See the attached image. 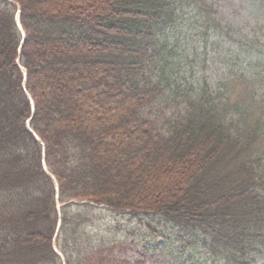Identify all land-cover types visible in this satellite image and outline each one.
<instances>
[{"label":"trees","instance_id":"obj_1","mask_svg":"<svg viewBox=\"0 0 264 264\" xmlns=\"http://www.w3.org/2000/svg\"><path fill=\"white\" fill-rule=\"evenodd\" d=\"M7 1L0 0V264H63L52 243L57 204L55 246L66 264L71 200L148 229L154 222L166 243L163 229L183 234L191 241L184 264H264V52L253 64L222 42L239 36L245 19L227 6L221 15L214 0ZM181 30L196 32L197 57L217 40L232 49L218 79L204 74L203 62L196 82H173L179 56L168 36ZM57 59L70 66L53 70L61 83L47 94L39 81L45 62ZM28 117L59 194L41 170Z\"/></svg>","mask_w":264,"mask_h":264},{"label":"rangeland","instance_id":"obj_2","mask_svg":"<svg viewBox=\"0 0 264 264\" xmlns=\"http://www.w3.org/2000/svg\"><path fill=\"white\" fill-rule=\"evenodd\" d=\"M239 1L234 5V0H214V6L219 9L221 15L226 12L227 6L238 15L236 17L245 19L242 22L244 28L241 23H239L240 28H236V31L240 33L239 36L235 34L231 36L232 33L230 32L222 42L239 47L242 53H246L252 58L253 64L255 61L261 62V54L264 52V3L262 2L263 4L259 3L261 5H258V3H252L255 0ZM6 3L8 2L6 1ZM244 13L247 15H244ZM248 32L249 34L246 35ZM195 33V31L181 30L176 35L177 39L173 35L168 36L170 41L175 44L174 58L177 60L179 56L173 82L180 86L184 85L185 81L183 80L196 82L194 79L201 74V63L203 62L204 69H206L204 74L211 76L213 81L218 79V63L225 55H232V49L228 48L226 50V47H223L222 44L221 46L217 45L219 42L217 40L215 44L209 43L207 45L203 57H197L198 54L201 55L202 50L196 42ZM70 59L68 60L70 61ZM233 59L234 57L231 56L228 62ZM68 60L64 59L61 61V59H57L48 63L45 62L43 71L46 72L45 75L47 76L41 78L39 82L47 83V90H45L47 94L58 92L61 78L54 74L53 70L58 65L68 69L70 66ZM224 61H227L226 57ZM35 69L36 66H32V70ZM50 70L52 73H48ZM100 81L101 79L98 80V82ZM75 101H78L77 97ZM86 109L88 111L90 109V105L87 102L83 103L79 113L83 114ZM62 116H65L64 112H62ZM22 121L26 130L34 137L35 144L43 149L41 170L49 173V165L44 161L43 157L45 151L44 143L32 131L29 125V117L22 119ZM57 186L58 183L55 180V189ZM57 192L59 194L58 189ZM69 203L73 205L67 209V215L73 221V226L70 227L68 237L62 236L67 241L65 242L64 240L67 243V250L60 245L63 253L65 252L67 254L66 257H69L66 264H184L186 256L189 254L187 248H189L191 241L182 237L184 236L183 234L178 236L176 233L169 232L168 228L163 229L164 233L171 236L170 242L166 243L165 240L167 241L168 238L163 240L157 234H154L161 231V228L154 222L150 223L151 228L148 229L137 220H130L129 216H122V214L115 213L103 205H92L90 207L91 203L84 200H71ZM61 206L62 204L56 207L58 209ZM86 206L92 209H83ZM76 221L81 223L76 226ZM33 228L37 229L35 225ZM195 243L201 247L202 242L196 241ZM61 256L63 264H65V256L63 257L62 254ZM202 256H205V254L202 253Z\"/></svg>","mask_w":264,"mask_h":264}]
</instances>
